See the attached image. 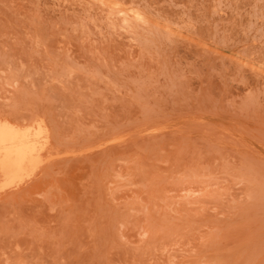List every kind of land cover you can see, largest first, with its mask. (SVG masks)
<instances>
[{
  "label": "rangeland",
  "instance_id": "rangeland-1",
  "mask_svg": "<svg viewBox=\"0 0 264 264\" xmlns=\"http://www.w3.org/2000/svg\"><path fill=\"white\" fill-rule=\"evenodd\" d=\"M0 123V264H264V0H0Z\"/></svg>",
  "mask_w": 264,
  "mask_h": 264
},
{
  "label": "bare ground",
  "instance_id": "bare-ground-1",
  "mask_svg": "<svg viewBox=\"0 0 264 264\" xmlns=\"http://www.w3.org/2000/svg\"><path fill=\"white\" fill-rule=\"evenodd\" d=\"M23 135L15 127L0 123V160L4 171L10 168L20 169L30 160L34 147L26 142L29 137Z\"/></svg>",
  "mask_w": 264,
  "mask_h": 264
}]
</instances>
